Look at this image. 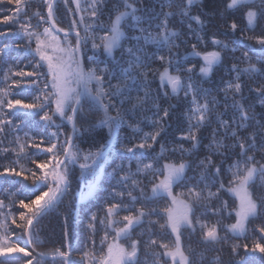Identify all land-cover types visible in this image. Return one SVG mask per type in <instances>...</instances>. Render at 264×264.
Instances as JSON below:
<instances>
[{"label":"snow or ice","instance_id":"6c2138e0","mask_svg":"<svg viewBox=\"0 0 264 264\" xmlns=\"http://www.w3.org/2000/svg\"><path fill=\"white\" fill-rule=\"evenodd\" d=\"M69 2L70 0H64L65 5ZM137 2L138 0H115L112 7L108 8L105 0H88V6L84 8L81 6V0H71L75 8L69 11L74 14L87 12L89 18L86 22L85 17L81 15L79 20H72L65 29L57 26L56 0H43L47 9L46 16L40 11H35L30 16L29 0H0V24L13 25L15 28V31H0V38L8 35L20 37L26 40L25 50L38 57L25 68L16 69L9 66L0 78L2 85L0 86V137L4 138L0 140V144L11 136L13 139L8 143L15 145V147H0L2 158L15 156L10 164L0 167V189L7 194L6 198H14L17 194L23 197L18 201L11 199L7 205L3 199H0V217H3L0 220V258H3V264H12L13 261L34 264L35 257L18 241L27 237L24 240L25 245L31 244L33 242L31 227L34 220L61 202L68 194L71 187V173L68 167L70 163H79L82 171L87 170L97 178L104 173L103 162L107 161L106 153L114 148V142L109 139L95 152L90 150L85 152L80 149L75 142L76 133L79 132L78 114L87 116L89 112L102 113V118L92 127H106L109 137L113 135L114 129L124 124H127L133 133H140L142 131L139 126L140 121L129 122L126 117L129 113L137 111L142 114L149 104L154 109L155 119L151 121L154 130L143 133L138 142L131 146L127 143L119 144L122 156L131 154L127 157L130 162L135 159L136 172H131L130 168L126 170L122 162L111 172L106 173L116 181V184L108 190L105 219L99 220L100 224L105 225V233L100 240L98 254L91 256L92 264H141L140 241L131 239L132 233L141 226L145 217L161 213V218L165 222L159 224L160 229H170L175 240L174 246L171 247L168 243L150 240V245H156L164 250L161 254H157L153 264H167V261H161L160 257L169 258L171 264H192L181 244L182 228L186 227L195 232L198 226L200 239L206 244L226 243L228 239L227 236L219 235L220 221L209 224L206 220L199 219L197 212H200L201 216H223L226 213L229 218H234L235 222L225 226V230L234 238H243L246 241L251 239L250 243L231 245L232 254L239 257L235 264H256V257L253 255L256 253L260 254L259 264H264V191L259 196L256 195L257 190L264 189V162H262L264 161V122H262L264 117L262 121H256L255 114L250 115L243 105L234 103L232 107L235 112L231 120L217 119L218 127L213 130V141L208 145L210 150L213 148L215 150L205 155L196 165L201 172L200 179L195 185L189 186L190 178L187 175L192 169V164L183 160L178 163L170 161L165 155L167 149L164 145L160 146L159 156L153 158L155 163L143 162L145 151H154V145L159 142L158 137H161L163 131L162 121L169 117L168 109L161 108L157 103V97L151 93L148 76L150 72L158 71L151 65L155 61H160L171 66L173 57L145 56L140 42L143 40L144 44L157 45L163 43L171 52L173 47H178L175 39L180 33L168 28L169 18L177 13L163 11L165 6L172 8L174 0H168L166 5L162 4L161 12L149 18L137 15L140 11L136 7ZM195 2L196 0H186V4L180 8L178 14L195 21L197 25H202L200 16L191 15V7ZM238 5L240 7L237 10L251 8L248 0H230L227 8L236 9ZM105 10L109 13L107 23L100 19ZM245 15L249 27L261 28V35L248 36L247 39H255L264 55V24H262L264 0H260L258 11L248 10ZM161 16L162 20L159 19ZM33 17L38 18L35 27L31 23ZM129 18L131 23L128 22ZM154 20L159 21L156 27L160 29L155 35L149 31ZM144 23L148 24V28L142 26ZM41 24L47 25L43 27V31L35 30ZM80 25H84L83 36L79 30ZM128 28L140 34L128 36L126 31ZM230 28L235 31L237 24L231 23ZM97 29L103 35H97ZM188 29L193 32L191 24H188ZM59 33H63L62 38ZM128 40L136 43L126 46L124 42ZM197 40L203 42L202 37L197 36ZM33 41H35L34 49ZM89 43L93 54L87 56V65L90 66L86 67L85 49L88 48ZM212 44L218 45L220 41L213 38ZM7 47L4 45L0 49V57L7 54ZM19 47L20 45H17V48ZM224 47L226 48L227 45ZM192 48L193 55L201 56V53L196 51L195 44ZM116 50H120L119 62H115L113 56ZM232 51L235 52L236 49ZM101 52L112 59L98 58L97 53ZM244 58L248 59L247 53L244 54ZM202 59L204 66L200 68V72L207 75L212 71L213 65L220 61V53L207 52L202 55ZM28 67L32 70H25ZM193 67L190 66L184 71L191 73ZM233 70L238 73L237 81L241 72L264 77V69L257 68L251 63L242 70L233 65ZM176 71L179 73L180 69L177 68ZM159 79L162 87L165 81L167 82L173 95L178 94L182 88L185 96L191 93L194 107L189 117V128L180 139L191 141L193 147H196L200 142L197 131L206 123H211L209 117L213 108L210 105H214L215 100L198 103L197 97L201 94V90L196 89L191 83L183 82L179 74H170L168 67L159 73ZM138 80L141 82L143 95H140L141 89L134 88ZM227 89L240 93L241 84L229 83ZM134 90L135 95H133ZM255 91L264 97V84L256 87ZM163 94L165 97L168 96L167 92ZM85 103L88 104V112H84ZM235 113H239L238 118ZM18 116L25 120L35 119L38 116L43 124V133H37L35 136L25 133L22 141L17 135L20 124L10 119ZM192 120L195 123H191ZM65 121L72 125V135H64L62 131ZM253 121H256L255 131L245 134L247 129L253 126ZM221 133L225 139L232 141L231 145L216 139ZM29 149L38 151L30 154ZM221 149L223 151H220ZM137 150L140 151L139 156L136 155ZM175 151L174 149L173 152ZM179 151L183 154L186 150L180 147ZM257 154L260 155L259 160ZM41 155L44 156L43 159L40 158ZM213 155L223 156L225 160H231L233 156L237 159L225 170L223 161L217 164L212 159ZM21 160H27L34 167H24L20 163ZM161 161L167 162L161 163ZM227 173L231 174V178L226 185L221 177ZM140 174H144L143 179L151 184V196L145 194L144 186H141L142 180L136 178ZM257 181H259L258 185ZM4 184L11 186L19 184L20 187L17 192H8V189L3 187ZM200 184H203V187H200ZM175 187H183L185 191L174 193ZM213 188L215 191H212ZM226 194L235 198L231 210L228 201L221 199ZM125 199L128 204H125ZM160 200H167V203L162 207H148L147 211L144 207L134 208L136 203L158 205ZM215 201H220L219 207L216 206ZM13 205H18L16 211L19 222L11 211H4L6 208L11 209ZM121 212L128 214L121 216ZM9 219L11 224L15 225V229L21 230L16 239L12 238L15 229L10 228ZM97 219V215L93 213L90 217L92 222L90 227H93ZM93 231H95L94 227ZM110 232L114 233L111 239H109ZM122 240L127 244L122 243ZM241 249L243 255L240 253ZM59 255L66 257L68 254L59 252ZM89 255L85 253L86 257ZM67 264H75V262L68 261Z\"/></svg>","mask_w":264,"mask_h":264},{"label":"trees","instance_id":"16d2710c","mask_svg":"<svg viewBox=\"0 0 264 264\" xmlns=\"http://www.w3.org/2000/svg\"><path fill=\"white\" fill-rule=\"evenodd\" d=\"M229 0H198L191 7L192 16H200L203 24L197 25L195 21L189 19L188 17H183L179 15L180 8L186 4V0H174L173 7L168 8L165 6L163 8L164 12H174L177 13L169 18L168 28L172 31L180 33L179 37L175 39V44L178 47H173L171 52L166 45L163 43L157 44H144L141 40V45L144 49L145 56H154V55H164L172 56L173 62L169 66L160 61H155L151 67L157 69L155 73L150 72L148 80L150 81L149 87L151 93L154 97H157V103L160 104L161 108H166L169 111V117L162 121L163 131L161 132V137H158V143L154 145L153 150H147L142 157L144 163H155L154 157H158L160 154V146L164 145L167 152L165 155L172 162H184L192 164V169L187 172L189 180V186L197 184V181L200 179L201 169L197 168L196 165L200 160H203L205 155L210 154L211 151H214L213 148L210 150L208 145L213 141V130L218 127L217 119L231 120L234 115L235 109L232 107L234 103L243 105L244 108L249 112L250 115L255 114L256 121H262L264 117V97H261L259 93L255 91L256 87L260 84H264V77L259 76L258 74H248L240 73V78L237 81V72L233 70V65L238 69H245L249 66V63L255 64L257 68L264 69V55H262L261 47L255 41L247 39L248 36H259L261 35V28L252 26L249 27L247 19L245 18V13L247 9H239V5L236 9H228L227 4ZM168 0H138L136 7L140 9L137 15H140L145 18L155 17L161 12V5L167 4ZM30 6L28 9V14L31 16L33 12L40 11L42 15L47 14L46 6L43 3V0H29ZM105 3L108 4V8L112 7V4L115 3V0H105ZM254 11L260 9V0H254L249 3ZM57 14L56 19L58 21V27L68 28L69 23L72 20H79L80 16L85 17V21H88V13H73L69 9H74L75 5L70 2L68 5L64 4V0H57ZM81 6L87 8L88 0H81ZM121 10L123 8L121 7ZM36 17H33L31 23L35 27L37 25ZM103 22L107 23L109 19L108 11H104V15L100 18ZM160 20L163 19L161 16ZM129 23H131V18H129ZM158 20H154L152 27L149 28L150 32L154 35L160 31L156 27ZM235 22L237 24V29L233 31L230 28L231 23ZM188 24L192 25V36H188ZM264 24V22H262ZM46 24H41L35 30L42 32L43 27H46ZM145 28H148V24L144 23L142 25ZM84 25H80L79 30L81 35H84ZM15 31L13 25H3L0 24V31ZM127 35H139L140 33L133 31L131 28L126 29ZM97 35H103L99 29L96 30ZM61 38L63 35L58 34ZM146 35V34H145ZM197 36L203 38V42H198ZM220 41V44L213 45L212 39ZM126 46L130 44H135V41H125ZM26 40L17 37L8 35L0 38V49L7 45V54L3 57H0V78L3 77L4 71L7 70L9 66H13L16 69L25 68L26 65H30L34 59L33 54L28 53L24 45ZM196 45V51L203 54L204 52L217 51L220 53V61L213 65L212 71L205 75L200 72V68L204 65L203 59L201 56L193 55L192 45ZM17 45H20L17 48ZM224 45H227L225 48ZM32 48H35V41L32 43ZM232 49H236L235 52ZM85 62L87 65V56H91L93 53L91 51V44L87 49H85ZM247 53L248 59L244 58V54ZM115 57V62H119L120 50H116L113 53ZM97 57L100 59L111 60V57H106V54L97 53ZM194 66L193 71L188 73L184 69ZM168 67L169 72L172 75L179 74L181 80L185 83H191L196 89L201 90V94L197 97L198 103L203 104L205 101L215 100L214 105H210L213 108V111L210 114L211 123H206L197 131V138L200 141L196 147H193V142L187 140H181L180 137L183 133H186L189 128V117L192 115V108H189L192 101L191 93L188 96H185L184 89L182 88L178 94L173 95L171 92V87L167 84L161 86L159 79V73L164 71V68ZM179 68L180 72L177 73L176 69ZM25 70L31 71V67L26 68ZM240 83L241 92L234 93L231 90L227 89L229 83ZM115 83V81H113ZM2 86V85H0ZM135 89H141L140 95H143L141 82L138 80L134 84ZM164 92L168 93V96H164ZM206 93V95H205ZM136 94V91H133V95ZM19 98V97H17ZM84 112H88V104H84ZM154 109H152L151 104L147 105L145 111L141 114L139 111L135 113H129L126 119L129 122L136 120L140 121V133H133V131L127 126V124L121 125L119 128L114 129L113 135L109 137L108 129L106 127H96L93 128L92 125L96 124L100 118H102V113L89 112L87 116L83 114H78L77 116V128L79 132L76 133V143L79 145L80 149L83 151H97L101 144L106 143L109 139L114 142V148L110 149L107 153V161L104 163V173L96 178L95 184L91 187L90 191L87 190L86 193H83L82 196L77 197L78 184L75 178L70 177L71 187L66 196L63 197L62 201L57 203L54 207L48 209L43 213V215L33 222L31 228L33 234V242L30 244L32 249L39 254L43 255H54L57 252L67 253L71 261L75 264H92L91 256L93 254H98L100 248V240L105 233V225L99 223V220L105 219V203L108 195V190L111 189L113 185L116 184L115 180H112L106 175L107 172H111L117 164L123 165L127 170L130 168L131 172H136V163L133 158L131 162L127 157H130L131 154H125L122 156L119 151L120 143H127L129 146L131 144L137 143L139 137L143 133L152 132L154 130L151 121L155 119L153 115ZM70 114V113H69ZM115 115V113H112ZM238 118L239 113H235ZM13 119L14 123H19L20 127L17 130V135L23 141L25 133H28L30 136H35L37 133H43V124L39 121L37 116L35 119H23V117H10ZM22 121V122H21ZM256 121H253V126L247 129V133L255 131ZM59 123V119L57 118ZM264 122V121H262ZM191 123H195L194 120ZM87 129V131H85ZM64 135H70L71 125L66 121L62 128ZM243 131V130H242ZM135 137V138H133ZM3 137H0V140H3ZM13 137L9 136L4 140L3 144H0V147H15V145H9L8 141L12 140ZM63 139V137H61ZM217 140H222L225 144L231 145L232 141L230 139H225L223 134H218L216 136ZM183 147L186 151L181 154L179 148ZM176 150L173 152V150ZM30 154L35 153L38 150L29 149ZM220 151H223L221 149ZM136 155H140V151H136ZM44 158L43 155L40 157ZM15 159L14 155H9L8 158H2L0 156V167L8 165L11 163V160ZM212 159L220 164L223 161L225 170L228 169L229 165L234 163L237 157L233 156L231 160H225L223 156L213 155ZM257 159H260V155L257 154ZM83 162L82 160L80 161ZM167 161H161L164 163ZM264 162V161H262ZM20 163L26 168L34 167L27 160H21ZM79 164V163H77ZM71 166V163L68 167ZM19 170V168H17ZM70 170V167H69ZM71 173V171H70ZM123 174V173H122ZM72 176V173L71 175ZM144 174L137 176V179L142 180V185L144 186L145 194L151 196L150 189L151 184L147 180L143 179ZM231 178V174L227 173L222 176L221 179L224 180L227 185L228 180ZM259 181H257V185ZM4 188L8 189V192H17L20 185L16 184L11 186L10 184H4ZM200 187H203V184H200ZM119 190V188L117 189ZM185 191L183 187H175L174 193H179ZM215 191V188L212 189ZM264 189H259L256 191V195L259 196ZM6 193L0 189V199H3L5 204H9L11 199L19 200L23 197L17 194L14 198H6ZM222 200H227L229 203V209L233 206L234 197L230 195H224L221 198ZM129 202L125 199V204ZM167 203V200H160L158 205H146L143 203H136L134 208L144 207L147 211L148 207H162ZM217 207L220 206V201H215ZM18 205H13L11 209H4L5 212L11 211L13 215L17 216L18 212L16 211ZM202 211V210H201ZM95 213L97 215V222L93 224V227H90V217ZM127 212H121L120 215H126ZM160 215L152 214L143 219L141 226L137 227L132 233L131 239H136L140 241V253L139 258L141 264H153V261L157 259V254H161L164 250L159 248L156 245H150V240L155 239L158 243H168L171 246H174L175 237L171 234L170 229H160L159 224L164 223L165 220L161 218ZM197 217L202 220H206L209 224L216 223L220 221L218 226L219 235L224 237L227 236L226 243H217V244H206L200 239V230L197 226V230L192 232L191 229L182 228L181 244L185 251L186 255H189L192 264H235V261L239 257L234 256L231 252V245L234 243H250L251 239L244 240L243 238H234L231 233H228L225 230V226L230 222H234V218H229L225 213L223 216H201L200 212H197ZM234 217V214H233ZM3 217H0L2 220ZM259 223V221H257ZM8 224L11 229H15V225L11 224V219H9ZM250 231H251V226ZM110 231V230H109ZM21 230L15 229V235L12 237L16 239L17 235H20ZM114 235L110 232L109 239ZM26 237H24L25 240ZM24 240L18 241L22 247H25ZM95 241V244H93ZM126 242V241H125ZM85 253H89L88 257L85 256ZM241 255H243V249L240 250ZM22 255V254H21ZM256 257V264H259V253L253 254ZM34 264H66V258H56V259H43L39 256H35ZM161 261H167V264H170V260L167 257H160ZM0 264H3V258H0ZM12 264H22V261H13Z\"/></svg>","mask_w":264,"mask_h":264},{"label":"rangeland","instance_id":"374dc122","mask_svg":"<svg viewBox=\"0 0 264 264\" xmlns=\"http://www.w3.org/2000/svg\"><path fill=\"white\" fill-rule=\"evenodd\" d=\"M57 1V0H56ZM196 1H198V0H196ZM251 1H254V0H248V3H250ZM230 2V0L228 1V3ZM248 10H253L254 11V9H252V8H250V9H247V11ZM245 18L247 19V17H246V15H245ZM188 33V36L189 37H191L192 36V32H190V31H188L187 32ZM145 34H147V33H145ZM61 35V34H60ZM209 52H211V51H209ZM204 53H207V52H204ZM203 53V54H204ZM203 54H201V58H202V55ZM204 62V61H203ZM204 66V65H203ZM164 84H166L167 85V82L165 81V83ZM71 135V134H70ZM70 167V171H71V173H72V176H70L71 178H75L76 179V181H77V183H78V181H79V184L77 185L78 186V191H77V197H80V196H82L83 195V193H86L87 192V190L88 191H90V189H91V187L95 184V181H96V178L97 177H95V176H93L92 175V173H90V172H88L87 170H81L80 169V167H79V164H71V166H69ZM150 194H151V189H150ZM234 214V213H233ZM40 218V217H39ZM38 218V219H39ZM38 219H36V220H38ZM35 220V221H36ZM34 221V222H35ZM235 222V221H234ZM234 222H230L229 224H231V223H234ZM229 224H227V225H229ZM33 226V225H32ZM32 228V227H31ZM25 240H26V238H25ZM122 243H125V244H127V242H125V241H121ZM24 245H25V243H24ZM28 245H25V247H27ZM29 246L31 247V245L29 244ZM27 250L28 251H30L29 249H28V247H27ZM31 250L32 251H30L31 253H32V255H35V256H38V255H36V254H33V252L35 251V250H33L32 249V247H31ZM36 252V251H35ZM56 255H59V252H57L56 254H54V255H49V256H56ZM56 258H66V264H67V262H68V256H66V257H58V256H56ZM56 258H47V259H51V260H53V259H56ZM70 259V258H69ZM168 260H170L169 258H167ZM71 261V260H70ZM170 264H171V261H170Z\"/></svg>","mask_w":264,"mask_h":264},{"label":"water","instance_id":"95a60500","mask_svg":"<svg viewBox=\"0 0 264 264\" xmlns=\"http://www.w3.org/2000/svg\"><path fill=\"white\" fill-rule=\"evenodd\" d=\"M59 34H61V35H63V33H59ZM71 125V124H70ZM73 133H72V125H71V135H72ZM41 217V216H40ZM35 221V220H34ZM26 239H27V237H26ZM28 247V249L30 250V251H32L31 250V247L28 245L27 246ZM33 254H36V255H38L39 257H41V258H43V259H45V258H56V256H58V257H61L60 255H56V256H49V255H41V254H39V253H37V252H33ZM68 261H70V259L68 258Z\"/></svg>","mask_w":264,"mask_h":264}]
</instances>
